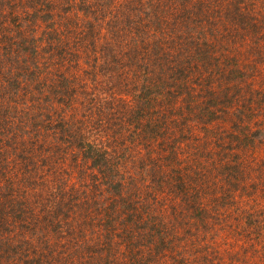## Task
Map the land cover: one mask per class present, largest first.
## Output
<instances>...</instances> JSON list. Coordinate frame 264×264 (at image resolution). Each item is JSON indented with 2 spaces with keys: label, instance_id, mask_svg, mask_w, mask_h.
Masks as SVG:
<instances>
[{
  "label": "trees",
  "instance_id": "16d2710c",
  "mask_svg": "<svg viewBox=\"0 0 264 264\" xmlns=\"http://www.w3.org/2000/svg\"><path fill=\"white\" fill-rule=\"evenodd\" d=\"M21 1L0 0L8 8L0 10V173L10 165L0 174V264H122L94 256L105 255L98 245L129 244L140 225L146 243L134 255L165 242L154 221L162 216L142 219L144 197L165 206L175 182L182 195L185 184L235 186L234 146L215 142L212 124L232 110L236 146L253 139L238 136L243 114L264 101V83L254 84L264 70V16L256 20L252 0ZM63 13L70 20L60 21ZM106 199L117 205L105 221L81 225L83 203ZM190 202L189 218H209L208 206ZM61 205L72 206L70 224ZM90 244L89 259L76 256ZM234 254L233 263L246 264Z\"/></svg>",
  "mask_w": 264,
  "mask_h": 264
},
{
  "label": "rangeland",
  "instance_id": "374dc122",
  "mask_svg": "<svg viewBox=\"0 0 264 264\" xmlns=\"http://www.w3.org/2000/svg\"><path fill=\"white\" fill-rule=\"evenodd\" d=\"M22 1L27 3V0ZM22 1L20 2L21 5ZM252 1L255 5V7H252L253 13H258L257 15L259 16L256 20L261 21V17L264 16V0H259L258 3L255 0ZM0 4L2 3L0 2ZM1 9L6 11L8 8L1 6L0 10ZM70 14L63 13L60 17V21L66 22L70 20L68 16ZM2 17L3 14H0V19ZM17 21H19V19H17ZM261 23L262 22L259 24ZM33 25L36 27L35 30L39 32L43 28V23L39 21L35 22ZM7 30L10 31L9 28H7ZM77 61L80 63L78 68L83 70L84 81L90 79L87 74L88 72L85 71V68L88 66L85 62V57L81 56ZM260 66L264 67V64ZM249 72L250 69L247 73ZM244 75L245 77L248 76V81L251 82L252 76L249 74ZM254 79L255 87L259 88V84L264 83V70L261 76H257ZM246 87L247 85L243 86L244 90ZM181 102L183 103L185 101L182 100ZM261 104L263 106L259 107L260 109H253L251 115L248 117H246L244 113L243 117L245 118L239 121L241 129H243V132L238 134V136H243L240 139L245 138L244 136H248L255 139L254 142L252 139V141L250 140L246 145L241 143L240 147L236 146L239 144V139L231 136V133H236L235 131H237L234 130L231 125L232 110L220 111L224 115L212 124L217 130V134L220 135V137L215 136L218 138L215 142L231 143L232 146H234L233 151H235V159L233 164L238 165L242 172V174L239 173L240 178L235 180V186L234 184L230 185L227 183L224 185L223 189V183H221V181L217 183L209 182V184L200 181L199 190L193 191L183 182L187 190H185L183 192L184 195H182L178 192L180 190V187L177 185L178 182H175L172 184V188L174 187L175 190H172V188L169 190V188H167L165 206L163 205L164 203L151 201V197H144L146 202H144V204H139V211L146 209L144 207L150 208L142 212V219L147 217L148 214L162 216L161 219H155L154 221L156 226L160 225V227H162V233L165 235V244L158 243L159 240H155L151 243V248H153V250H151L152 252H146L144 250L142 255H134L133 251L135 249L144 246L143 243L140 242H145L141 235H143L146 229L142 228L140 225V227H131V233H135L133 236L134 240L131 243L127 244L125 242L126 240L122 241V239H117L119 247H111L112 251L107 250L105 246L98 245L96 249L103 251L105 255L94 256L103 261L105 259L103 256H105L110 262H112L113 258L117 257L119 260H123L122 264H235L237 262L235 261L233 263L232 258L233 255H235L234 253H236L238 258H245L246 264H264V101ZM26 106L31 108L36 107L37 104L34 103L33 99L29 100ZM26 114H28V111ZM169 124L170 123L167 125ZM189 125L193 124L188 123L186 128H189ZM194 130L196 131V128H194ZM197 130H200V128H197ZM186 131L189 130L186 129ZM213 135L214 134H210L211 137ZM225 147L226 150L230 148L228 146ZM216 148L219 149V145H215L211 148V151H215ZM9 166H3V172L0 174L5 176L6 174H10ZM257 172L258 174H256ZM218 186L221 187L216 191ZM53 191L54 190L50 189V193ZM194 193L198 195H194ZM93 198H95V196H91V199ZM195 199L200 201V205H206V207L208 206L210 208V210L206 212L209 218L204 221L208 222L209 228H205L203 226L204 222H199L200 220L198 218H189L188 216L193 210L190 201ZM105 203H108L107 206ZM113 203L117 205L116 201L111 199L103 200V204L94 203L92 201L90 203H83L84 211L83 215L80 217L81 225L102 224L103 222L101 221H105L106 209H112ZM61 206L62 208L58 215L62 219H67V223L70 224L73 217L72 206ZM164 207L166 210H164ZM77 216H79V214ZM151 223L150 226L153 225ZM188 225L192 227L197 225L198 228L194 230V232L189 233L186 229ZM118 226L123 227L120 220L118 221ZM245 226H248L247 229L243 228ZM64 230L69 232L70 225L64 227ZM150 230L152 233H158L155 227H150ZM53 234L54 236H58L59 232L56 231ZM88 235L92 241L96 233L91 229V232L88 231ZM124 239L130 242L128 235L124 237ZM87 241L90 243V239ZM71 243L73 245L72 241ZM170 243L171 248L168 247ZM158 244L163 245L158 249L160 254L156 253ZM93 251H95V247L90 244L76 251V253L83 252L84 255L76 256L81 259H89V257L92 256L90 253ZM112 253H114V255ZM153 256L155 259H153Z\"/></svg>",
  "mask_w": 264,
  "mask_h": 264
}]
</instances>
